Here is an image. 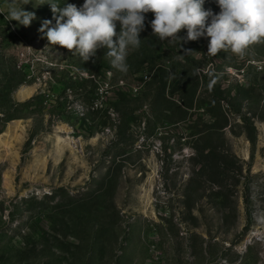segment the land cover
Returning <instances> with one entry per match:
<instances>
[{"label":"rangeland","instance_id":"1","mask_svg":"<svg viewBox=\"0 0 264 264\" xmlns=\"http://www.w3.org/2000/svg\"><path fill=\"white\" fill-rule=\"evenodd\" d=\"M43 2L0 0V264H264V43L209 56L149 12L122 73L50 46ZM158 70L151 111L136 92Z\"/></svg>","mask_w":264,"mask_h":264},{"label":"clouds","instance_id":"2","mask_svg":"<svg viewBox=\"0 0 264 264\" xmlns=\"http://www.w3.org/2000/svg\"><path fill=\"white\" fill-rule=\"evenodd\" d=\"M43 3L50 4L55 20L54 26L52 20H44L39 29L50 46L66 48L82 62L105 49L104 57L122 73L128 71L129 49L140 47L139 36L149 12L154 14L152 34L160 41L180 46L181 40L187 43L205 37L209 56L223 51L243 59L253 45L264 43V0H216L219 13L206 10L205 0H84L79 8L74 4L60 8L55 0ZM34 19V12L15 3L10 8L9 20L28 27ZM185 29L186 37H180Z\"/></svg>","mask_w":264,"mask_h":264},{"label":"trees","instance_id":"3","mask_svg":"<svg viewBox=\"0 0 264 264\" xmlns=\"http://www.w3.org/2000/svg\"><path fill=\"white\" fill-rule=\"evenodd\" d=\"M145 59H143L141 63H145L144 62ZM158 74H155L152 76L151 79L147 78L146 80L143 81L144 85L142 87H139V89L136 92V95L138 94V96L136 97L138 99V101L143 102L144 105H146V103L148 104V101H150V104H148V108L152 111V109H155V105H157V102L162 101V103H168L169 102V98L167 97L166 94V85L165 83L167 82V77H168V72L166 71H157ZM162 72V73H161ZM159 79L163 80V85L160 84ZM157 85H159V88H154L157 87ZM129 91V92H128ZM134 90L130 91L127 89L128 93H119V101H121L120 103H122V101L124 102H128V100H131V98H133L132 93ZM119 105V104H118ZM187 108H190L191 106H186ZM126 116V114H123ZM138 120V118H137ZM121 127V126H120ZM214 129V128H213Z\"/></svg>","mask_w":264,"mask_h":264}]
</instances>
